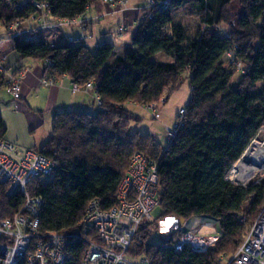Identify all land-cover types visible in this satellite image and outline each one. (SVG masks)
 Returning <instances> with one entry per match:
<instances>
[{"label":"trees","instance_id":"obj_1","mask_svg":"<svg viewBox=\"0 0 264 264\" xmlns=\"http://www.w3.org/2000/svg\"><path fill=\"white\" fill-rule=\"evenodd\" d=\"M97 1L0 0V30H7L19 58L44 63L48 78L65 75L82 87L94 82L103 103L96 114L73 110L53 115L52 136L39 154L58 167L51 178L28 188L43 200L40 230L67 236L68 264H83L88 243L96 240L79 227L89 203L98 200L103 210L116 207L132 157L141 153L158 165L161 219L180 223L206 217L220 223L222 237L204 255L190 249L176 254L171 245L184 231H174L169 242L146 245L153 232L146 223L136 233L129 257L150 264H222L221 257L237 251L264 207L263 186L242 188L226 177L264 126V87L257 88L264 85V0H170L165 9L149 10L151 17L147 14L131 39L132 49L116 58L115 47L107 42L94 51L83 42L69 45L64 40L51 47L45 40L27 43L10 28L39 13L38 5H47L55 19L69 20L86 15ZM235 3L241 10L231 16ZM182 8L204 28L194 38L176 24L174 12ZM222 24L230 30L228 37L215 30ZM231 52L246 66L237 86L223 61ZM161 54L172 62L151 61ZM185 73L191 77V101L176 139L163 147L151 135L130 133L140 118L127 106L167 101L182 86ZM7 78L0 72V88ZM7 131L0 116L3 141ZM22 203L23 197L9 198L0 185L1 220L13 217Z\"/></svg>","mask_w":264,"mask_h":264},{"label":"built area","instance_id":"obj_2","mask_svg":"<svg viewBox=\"0 0 264 264\" xmlns=\"http://www.w3.org/2000/svg\"><path fill=\"white\" fill-rule=\"evenodd\" d=\"M130 2L131 0L97 1L87 8L86 15L69 20L55 19L47 5H38L39 13L29 19L14 23L10 28L16 35L23 37L27 43L37 44L44 40L48 42L51 32H56L60 28L81 25L85 27L88 22V13L95 9L98 3L124 9ZM148 3L149 10L157 6L165 9L170 1L148 0ZM147 17H151L150 14ZM126 30L127 28L121 25L119 33L122 34ZM85 40V38L78 40L70 38L64 41L70 45L76 42L85 44ZM50 43L51 47L56 44L51 41ZM226 58L237 63L238 68L243 66V63L240 64L232 52ZM50 65L51 62H48L47 66ZM0 72H6V62H1ZM241 72L244 74L246 71L243 69ZM61 78H67V76L64 75ZM21 80L22 77L19 75L10 76L5 84L7 94L15 101L22 98ZM58 80L61 79L47 77L42 80V83L50 88L55 87ZM72 93L91 94L97 107H103L94 82L84 87L73 82ZM141 107L150 114L152 120L161 119L160 103ZM185 116L186 111L181 110L175 124L165 127L164 135L167 143L176 139L178 131L186 123ZM263 131L264 126L226 175L227 181L232 185L242 188L250 184L264 187V168L258 170L246 183L239 182L236 177V168L245 157V153L257 143ZM132 158L129 171L118 190V205L111 210H103L100 201L94 200L89 203L85 218L79 227L83 230V235L89 236L92 233L96 240L88 243L83 264H136L128 253L136 233L142 225L152 220V212L159 206L160 180L156 160L153 161L141 153L135 154ZM57 167L56 162L36 151L18 149L13 143L0 139V185L7 188L9 198L23 197L19 212L10 219H0V264H68L71 258V253L68 251V237L58 233H42L40 214L43 200L31 196L28 192L33 181L51 178ZM193 220L195 228L191 231H184L181 238L171 245L176 254L190 249L196 254L204 255L221 239L219 222L206 217ZM242 221L244 222V219ZM255 221L237 251L231 256L221 257L222 264H264V207ZM173 222L175 221L167 220L169 236L177 229L183 231L180 223H177L179 225L177 229L172 227ZM140 260L143 264H150L144 258Z\"/></svg>","mask_w":264,"mask_h":264},{"label":"crops","instance_id":"obj_3","mask_svg":"<svg viewBox=\"0 0 264 264\" xmlns=\"http://www.w3.org/2000/svg\"><path fill=\"white\" fill-rule=\"evenodd\" d=\"M157 1L159 2V0ZM148 12V0H131L124 9L98 4L95 9L88 13V22L85 27L82 25L66 27V29L60 31L59 34L55 33V35L51 32L49 41L59 43L70 38L76 40L85 38V44L91 51L107 42L115 47L114 57L116 58L132 49L131 39ZM116 24H119L118 28L124 25L131 31L123 33L128 35L124 43L121 42L122 40L115 38L117 35L122 36L119 30L118 34H115V36L111 34L112 36L109 37L110 27L113 28ZM113 31L112 29L111 33ZM161 57L158 55L159 59ZM4 61L7 67L5 72L7 77L16 75L22 77V98L20 100L15 101L9 96L6 92V86L0 88V116L8 130L6 140L13 143L18 149L33 150L39 153L52 136L49 125L52 120L53 126V115L55 113L73 110L91 114L98 112L93 95L72 93L73 82L68 77L58 80L55 87L44 86L42 80L47 78L44 72L45 64L41 62V65L39 63L30 65L27 60L19 58L13 51L12 44L8 52L0 56V62ZM168 101L169 98L166 102ZM184 107H186L185 104L182 105L180 111L184 110ZM127 109L132 113L135 110L144 111L142 107L135 106V104L128 105ZM174 121L165 116L162 122L163 127L174 125ZM46 124L48 130L42 132V127ZM153 135V138H158L156 133L153 132ZM185 223H180L183 231H191L195 228L194 221L191 224L192 226L187 229L182 226Z\"/></svg>","mask_w":264,"mask_h":264},{"label":"rangeland","instance_id":"obj_4","mask_svg":"<svg viewBox=\"0 0 264 264\" xmlns=\"http://www.w3.org/2000/svg\"><path fill=\"white\" fill-rule=\"evenodd\" d=\"M99 1V0H98ZM168 1V0H167ZM101 4V3H98ZM229 14L231 16H234V14L240 13L241 8L239 7V4L235 3L234 5H232L229 9ZM234 12L233 14L231 13ZM185 10L184 8L179 9L177 11L174 12V19L176 21L177 25L180 26H184L189 34V36L191 38H194L197 35V31L199 29H204L203 27H201L200 25V21L196 18H190L185 14ZM228 14V15H229ZM119 24H116L113 28L110 27V34L109 37H111L112 35L115 36V34H118V30L120 28H118ZM121 27V26H120ZM65 28H60L59 30H57L56 32H53L55 35V33L59 34L60 31H62ZM112 29L114 30L113 33ZM128 30V29H127ZM216 31H218L221 36H226L228 37V35L230 34V30L229 28H227L225 25H220L217 26ZM131 32L130 30L126 31V33ZM125 33V34H126ZM112 34V35H111ZM122 33L121 35H117L115 38L118 40H122L121 42H125V40L128 38V35ZM124 37V38H121ZM124 45V44H122ZM131 45V44H130ZM132 47V46H131ZM9 48H11V42L9 40V35L6 29H2L0 30V56L3 55V53L8 52ZM127 53V52H125ZM124 53V54H125ZM160 56L161 59L158 58V56H155L152 58V62H161V61H168V62H172V60L167 57L166 55L161 54ZM28 61V63L31 64H35V63H39L40 65L42 64L41 61H35L32 59H26ZM224 63L227 64V67L229 68V71L232 72V74L234 75L233 80H232V84L234 86H237L239 84V82L242 79V70L246 68V66L243 64V68H238V64L237 63H233L230 59L225 58ZM5 62V61H4ZM241 69V70H240ZM246 70V69H245ZM184 82L182 84V86L179 88V90H177L176 92H174L170 97H169V101L166 102L165 98H163V100H161L160 103L161 108L159 110L160 112V117L161 119L159 121L157 120H152L150 114L144 112L143 110H135L133 111V113H135L134 115L140 118V123L139 124H132V127L130 129V133H140L145 134V135H151L154 137L153 132L156 133L158 136V138H156V141L161 144L163 147L167 146L166 140L164 139V133H165V126L163 127V120L165 118V116H168L169 118H171V120H178L179 116H180V109L182 107V105L185 104V106H187L189 104L190 97H191V88H190V82H191V77L189 75V73H185L184 76ZM264 87V85L262 84H258L257 88L258 89H262ZM163 102V103H162ZM166 102V103H165ZM135 106L141 107L142 105L139 104H135ZM186 108V107H184ZM174 121V123H175ZM50 128H51V132L53 130L52 128V120L50 123ZM48 125L46 124L45 126H43V130L42 132L48 130ZM30 133V131H29ZM31 134V133H30ZM33 135V134H32ZM252 185V184H250ZM250 203V202H248ZM248 205V204H247ZM152 220L151 221H147L146 223H150L153 226V232L152 234L149 236L146 245H155L158 246L164 242H169L170 236L167 232L168 228H167V220H163L161 219V208L157 207L153 212H152ZM175 222H173L172 227H174L175 229H177V227L179 226L177 223L178 221L174 220ZM194 220L192 219V221H188L185 223V225H182L183 227L190 228L192 225V222ZM181 225V224H180ZM136 262V264H143L142 260L136 259L134 260Z\"/></svg>","mask_w":264,"mask_h":264},{"label":"bare ground","instance_id":"obj_5","mask_svg":"<svg viewBox=\"0 0 264 264\" xmlns=\"http://www.w3.org/2000/svg\"><path fill=\"white\" fill-rule=\"evenodd\" d=\"M245 157L236 168L237 180L246 183L258 170L264 168V131L257 143L245 153Z\"/></svg>","mask_w":264,"mask_h":264},{"label":"water","instance_id":"obj_6","mask_svg":"<svg viewBox=\"0 0 264 264\" xmlns=\"http://www.w3.org/2000/svg\"><path fill=\"white\" fill-rule=\"evenodd\" d=\"M168 1H170V0H168ZM181 224H184V221L183 220H181V222H180Z\"/></svg>","mask_w":264,"mask_h":264}]
</instances>
